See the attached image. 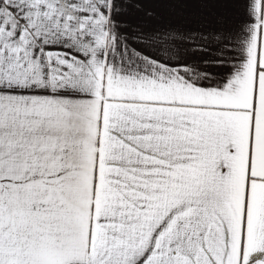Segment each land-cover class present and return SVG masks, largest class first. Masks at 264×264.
<instances>
[{"label": "snow or ice", "instance_id": "obj_1", "mask_svg": "<svg viewBox=\"0 0 264 264\" xmlns=\"http://www.w3.org/2000/svg\"><path fill=\"white\" fill-rule=\"evenodd\" d=\"M0 264H264V0H0Z\"/></svg>", "mask_w": 264, "mask_h": 264}]
</instances>
